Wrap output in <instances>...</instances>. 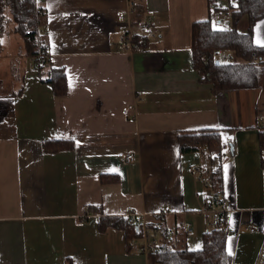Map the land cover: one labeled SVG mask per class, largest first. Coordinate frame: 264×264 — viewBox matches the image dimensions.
I'll return each instance as SVG.
<instances>
[{"label": "crops", "instance_id": "0c3cea01", "mask_svg": "<svg viewBox=\"0 0 264 264\" xmlns=\"http://www.w3.org/2000/svg\"><path fill=\"white\" fill-rule=\"evenodd\" d=\"M133 1L143 9L139 19L149 16L153 23V35L136 51L120 44L121 14L130 0H37L49 64L36 68L35 56L25 51L0 54V67L19 69L17 84L2 89L0 78V264H64L68 258L72 264H148L137 245L127 248L121 229L98 226L99 216L123 217L128 208L149 217L168 209L167 223L190 221V233L171 239L187 247L190 234L199 239L205 228L200 209L209 193L199 175L215 167L220 195L233 208L225 223L231 264L255 257L263 264L264 202L241 204L235 155L224 150L240 153L245 143L252 153L260 149L256 121L264 91L213 92L192 67V24L212 15L208 0ZM254 39L264 40V17ZM28 59L36 75L22 65ZM48 65L64 69L66 94L55 95L45 81ZM202 129L222 137L216 165L204 147L178 151L179 133ZM227 131L254 141L227 146ZM52 139H71L73 146L44 150ZM120 152L134 160L125 162ZM103 174L117 178L102 181ZM190 245L200 247L195 239Z\"/></svg>", "mask_w": 264, "mask_h": 264}, {"label": "trees", "instance_id": "16d2710c", "mask_svg": "<svg viewBox=\"0 0 264 264\" xmlns=\"http://www.w3.org/2000/svg\"><path fill=\"white\" fill-rule=\"evenodd\" d=\"M211 5L214 0H208ZM5 8L9 9L14 21V30L23 41L27 55L35 56L36 68L49 64L46 58V40L42 26L45 23L43 8L37 5V0H0V51L2 35L6 30L7 18ZM135 16L139 19L143 9L135 2ZM231 9V27L216 28L209 16L206 20L195 21L192 24V67L200 75V80L211 84L212 91L229 89L263 88L264 89V47L258 46L254 39V26L264 17V0H229L223 10ZM247 17V26L243 31L238 30L237 24L242 16ZM136 40L143 46L146 37L135 35ZM217 49L229 50L233 60L228 63H215L214 54ZM41 54V57L38 55ZM255 59V63L252 61ZM45 81L49 82L55 95L67 92V79L64 69L48 65ZM44 80V79H43ZM257 126V124H256ZM258 128V126H257ZM260 150L264 149V131L258 128ZM179 153L192 152L204 147L208 158L222 152V137L219 131L202 129L194 133L181 132L178 135ZM71 139L45 140L44 150L57 151L72 147ZM213 195H219L221 190V170L211 169ZM115 174H103L102 181L115 180ZM98 226L101 230L108 227L118 228L124 232L127 248L129 240L138 237L136 226L121 216H99ZM264 257V256H263ZM148 264H231L232 254L229 255L227 236L221 228L209 227L202 237L200 248L190 249L185 246L177 248L170 240H164L147 253ZM64 264H72L66 259ZM264 264V259H263Z\"/></svg>", "mask_w": 264, "mask_h": 264}, {"label": "built area", "instance_id": "2783aa9c", "mask_svg": "<svg viewBox=\"0 0 264 264\" xmlns=\"http://www.w3.org/2000/svg\"><path fill=\"white\" fill-rule=\"evenodd\" d=\"M227 3L229 0H226ZM225 0H214L211 4L212 15L211 18L214 22H219L220 19L227 15V11L223 10L226 6ZM135 2L130 0L128 9L121 14L124 28L120 39L121 49L123 51H136L139 49V42L136 40L135 35L149 37L153 35V23L149 16L140 20L135 17ZM41 57V54L38 55ZM215 60L218 63H228L233 61L234 55L231 51L225 49H217L214 54ZM36 61V57L34 58ZM255 63V59L252 60ZM38 62V61H37ZM36 62V63H37ZM257 126L260 130L264 131V105L257 114ZM123 157L125 162L134 160V154L131 152L118 153ZM220 155L212 156V165H216ZM199 172V169L195 170ZM199 180L208 191V199L202 204L201 212L211 216L208 224L210 227L221 228L227 235L231 232L230 228L225 224L227 215L233 208L230 199L223 195H213L212 191V177L209 174L199 175ZM170 211L168 209H160L153 217H149L146 213L137 212L131 208L123 214V217L130 223L136 226L139 231V236L130 239L129 243L132 246L137 245L139 250L147 255L149 249L154 248L164 240H170L177 233H190L192 231V223L188 220L180 222L167 223L165 215ZM251 232L255 231L253 226L249 227Z\"/></svg>", "mask_w": 264, "mask_h": 264}, {"label": "rangeland", "instance_id": "374dc122", "mask_svg": "<svg viewBox=\"0 0 264 264\" xmlns=\"http://www.w3.org/2000/svg\"><path fill=\"white\" fill-rule=\"evenodd\" d=\"M4 14L7 18L6 23V30L4 34L2 35L1 41H2V49L0 51V54L3 53V55L7 52L9 54H16L18 52H23V41L20 35L14 30V21L12 19L11 12L9 9L5 8ZM213 26L216 28H230L231 27V17L230 15L223 17L219 22L213 21ZM247 26V17L246 15L242 16L237 24V28L240 31H243L246 29ZM233 54V53H232ZM233 60H239L236 58H233ZM26 63H22V65H26L27 71H32L34 75L37 74V70L30 68V62L29 59L25 60ZM18 70V71H17ZM14 70L12 68V65L5 64V67H0V78L3 79L2 89L7 88L10 84H17L19 81L18 74L19 69ZM15 76L17 77L15 79ZM263 91L264 89L261 88ZM260 100H263L264 102V92H263V98ZM264 104V103H263ZM257 129V128H255ZM258 130V129H257ZM225 136L228 138V142L226 145L228 146L229 143H233L234 141H254L252 139H249V136L246 135H237L234 131H227ZM225 138V137H224ZM254 145V144H253ZM255 147V146H254ZM201 149V148H200ZM257 153H252L251 145L248 143H245L241 146V152L238 153L236 150L232 154L229 151V146L224 150V153L229 154L230 156L235 155L234 161H235V177H236V186H235V192L237 193L238 198H240L242 205H260L264 202V167L261 165V163L264 162V149L263 151H260V149H255ZM205 152V150H203ZM223 152H221L218 155H222ZM199 156L204 159V157L201 155V152L197 153ZM223 156V155H222ZM205 173V172H204ZM203 186V185H202ZM204 187V186H203ZM205 188V187H204ZM237 210H245L241 208H237ZM209 218L211 216L203 214V218H201V224L203 227L202 232L198 235L196 233L190 234V236H186L188 240V248H191L192 245V239L197 240L200 247L202 245V237L203 233L207 229V225ZM210 227V226H209ZM205 229V230H204ZM241 230H245V227H242ZM199 247V248H200ZM198 248V247H196ZM259 255V250L257 252ZM256 254V256H258ZM247 261H249L248 258H246ZM250 264H257V258L255 257Z\"/></svg>", "mask_w": 264, "mask_h": 264}, {"label": "snow or ice", "instance_id": "6c2138e0", "mask_svg": "<svg viewBox=\"0 0 264 264\" xmlns=\"http://www.w3.org/2000/svg\"><path fill=\"white\" fill-rule=\"evenodd\" d=\"M257 44H258V46H260V47H264V40L258 39V40H257ZM226 139H227V138H226ZM225 168H227V166H225ZM231 254H232L231 249H229V255H231Z\"/></svg>", "mask_w": 264, "mask_h": 264}, {"label": "water", "instance_id": "95a60500", "mask_svg": "<svg viewBox=\"0 0 264 264\" xmlns=\"http://www.w3.org/2000/svg\"><path fill=\"white\" fill-rule=\"evenodd\" d=\"M215 63H218V61H217V60H215Z\"/></svg>", "mask_w": 264, "mask_h": 264}]
</instances>
